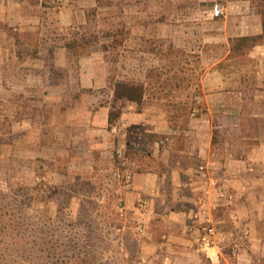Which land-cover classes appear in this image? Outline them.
I'll list each match as a JSON object with an SVG mask.
<instances>
[{"label":"rangeland","instance_id":"rangeland-1","mask_svg":"<svg viewBox=\"0 0 264 264\" xmlns=\"http://www.w3.org/2000/svg\"><path fill=\"white\" fill-rule=\"evenodd\" d=\"M237 1L0 0V264H264L263 39L234 36L264 0ZM205 145L242 180L240 242L147 247L128 175L196 168Z\"/></svg>","mask_w":264,"mask_h":264},{"label":"crops","instance_id":"crops-1","mask_svg":"<svg viewBox=\"0 0 264 264\" xmlns=\"http://www.w3.org/2000/svg\"><path fill=\"white\" fill-rule=\"evenodd\" d=\"M234 8L237 14H242L243 9L249 8V2L239 0L235 2ZM252 15L256 17L252 19L255 20L252 23H249L251 17L248 14L238 18L240 26L234 29V36H257L264 40V16L259 12H253ZM229 22L228 19L226 24L228 25ZM263 40L256 46L263 51L262 54H264ZM259 149L263 150L264 147ZM194 153L200 158L196 168L183 166L178 162L170 174L161 171L130 175L128 204L136 211H143L145 223L142 233L145 235L144 243L147 247L173 249L176 253L184 252L188 248L199 249L198 241L202 225L207 221L212 222L217 228L220 234V246L224 240L236 245L240 242L236 235L244 229L226 230L224 224L230 219L236 222L245 215L247 197L243 195V191L232 189L236 181L242 180H237V177L231 175L227 162L219 163L213 159L209 145L199 148V151ZM240 164H242L241 169L244 170L248 163L244 160ZM224 188L227 191H223ZM138 204L142 210L139 209ZM209 256L211 259L206 260L210 264H222L223 261L216 251ZM144 261L152 264L154 259H144ZM159 261L160 264H188L186 259H159Z\"/></svg>","mask_w":264,"mask_h":264},{"label":"built area","instance_id":"built-area-1","mask_svg":"<svg viewBox=\"0 0 264 264\" xmlns=\"http://www.w3.org/2000/svg\"><path fill=\"white\" fill-rule=\"evenodd\" d=\"M225 13V9L220 6V5H216L212 11L213 16L215 17H219L224 15ZM130 175H128V180H130ZM223 191H227L225 188L223 189ZM220 234L217 231V228L215 227V225L210 222L207 221V223H205V225H202V229H201V234L199 236V249L202 252H208L211 251L212 249H219L220 248Z\"/></svg>","mask_w":264,"mask_h":264},{"label":"trees","instance_id":"trees-1","mask_svg":"<svg viewBox=\"0 0 264 264\" xmlns=\"http://www.w3.org/2000/svg\"><path fill=\"white\" fill-rule=\"evenodd\" d=\"M260 14H262L263 16H264V7H263V9H262V12H260ZM253 40H255V38L254 37H243V38H241L240 39V41L242 42V43H244V44H246L247 42H249V41H253ZM256 45V44H255ZM123 86L125 87V88H129L130 90L132 89H134L135 90V92H137V93H135V94H133V93H131L130 91H127L126 93H124V94H119V93H116V97H118V98H127L128 100H131V101H136V102H140L141 100H142V98H143V93H142V91H140V88H136L134 85H130V84H123Z\"/></svg>","mask_w":264,"mask_h":264}]
</instances>
